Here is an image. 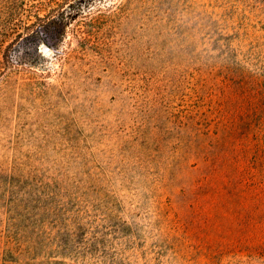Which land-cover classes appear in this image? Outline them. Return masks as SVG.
Wrapping results in <instances>:
<instances>
[{"label":"rangeland","instance_id":"374dc122","mask_svg":"<svg viewBox=\"0 0 264 264\" xmlns=\"http://www.w3.org/2000/svg\"><path fill=\"white\" fill-rule=\"evenodd\" d=\"M262 247L264 0H0V264Z\"/></svg>","mask_w":264,"mask_h":264},{"label":"trees","instance_id":"16d2710c","mask_svg":"<svg viewBox=\"0 0 264 264\" xmlns=\"http://www.w3.org/2000/svg\"><path fill=\"white\" fill-rule=\"evenodd\" d=\"M257 248H255V250H256ZM250 255V257L253 259V258H258V260H260V264H264V247H262L261 249H259L258 251H257V253H254V252H252V253H250L249 254ZM251 262H248V263H246V264H250Z\"/></svg>","mask_w":264,"mask_h":264},{"label":"water","instance_id":"95a60500","mask_svg":"<svg viewBox=\"0 0 264 264\" xmlns=\"http://www.w3.org/2000/svg\"><path fill=\"white\" fill-rule=\"evenodd\" d=\"M43 49H44L45 51H49V50H50V47H49V45H44V46H43Z\"/></svg>","mask_w":264,"mask_h":264},{"label":"bare ground","instance_id":"6f19581e","mask_svg":"<svg viewBox=\"0 0 264 264\" xmlns=\"http://www.w3.org/2000/svg\"><path fill=\"white\" fill-rule=\"evenodd\" d=\"M51 49V48H50ZM46 52H48V51H46Z\"/></svg>","mask_w":264,"mask_h":264}]
</instances>
